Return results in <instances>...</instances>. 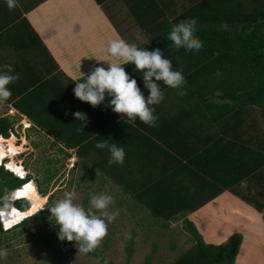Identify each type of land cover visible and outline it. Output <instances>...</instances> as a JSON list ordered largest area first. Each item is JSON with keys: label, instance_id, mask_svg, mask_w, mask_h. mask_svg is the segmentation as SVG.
I'll use <instances>...</instances> for the list:
<instances>
[{"label": "trees", "instance_id": "obj_1", "mask_svg": "<svg viewBox=\"0 0 264 264\" xmlns=\"http://www.w3.org/2000/svg\"><path fill=\"white\" fill-rule=\"evenodd\" d=\"M95 1L101 4L105 0ZM125 2L133 5L142 29L147 31L155 22L160 26L161 36L150 50L159 48L163 53L167 49L165 56L172 61L175 69L187 74L188 82L189 79L197 81L202 78L201 75L206 72H201L202 69L207 70L208 67L211 77L206 87L212 86V88L210 87L206 94H201L195 89L191 91L193 100L206 105L207 114H212L208 110V105L218 103L215 100V93L218 90L221 92L219 98L229 99L241 110L249 105L264 106V0H189L190 3L187 4L189 7H184L179 16L171 21L165 16L156 0H125ZM147 2L151 4L149 9L152 6L156 9L158 17L146 11ZM166 2L169 5L174 4L173 0ZM6 7L9 8L7 5ZM19 16H21L20 11ZM190 17L197 18L196 35L203 44L198 52L183 47L177 49L166 37L174 24ZM148 18L151 23L146 20ZM25 27L36 35L25 18L10 26L8 32L4 33L0 30V48L17 44L18 49L21 47L28 49L32 43L30 40L27 41L26 46H23L17 42L19 38L12 37L19 33L22 38L20 31ZM11 38L13 42L10 41ZM36 38L40 42V39ZM21 42L23 44L25 41L21 40ZM201 62L204 64L200 65ZM1 64L11 65L13 68L12 63L6 59L0 58V66ZM20 64L17 63L13 68L19 79L9 85L11 97L6 102L0 103V106L3 104L5 107V111L0 109V135L8 138L10 132L15 130V124L26 116L40 133L44 132L48 137L54 138L53 144H59L57 152L62 153L64 158L70 157L66 149H74L79 159L84 162L89 159L93 170H99L112 178L118 188L134 199L131 210L133 206L144 205L153 218L162 219L161 226L183 217L185 213L201 208L225 190H230L246 200L243 194L235 190V184L255 172L258 175L259 170L264 166L262 137L264 132L261 130L257 131L255 142L249 140L247 143L241 136L233 137L228 134L222 125L219 129L221 132L216 136H200L183 123H176L174 127L178 129L173 131L170 126H163L157 132L155 126L151 128V125L140 121L139 118L133 122L119 115L120 119L115 127L96 135L94 133L97 130L93 128L92 132L88 131V135H83L88 119L84 124L81 121L76 122L72 114L59 112L57 107L48 104L52 102L51 99L54 100L51 98V91L46 92V95L43 92L45 89L53 88L54 91L56 89L66 93L75 88L76 82L86 79V75L80 81L69 80L71 87L68 89L64 84H60L61 81L56 76L47 78L35 88V83L38 81L34 77L30 78L33 69L22 72V60ZM132 67H134L132 64L124 65L126 72ZM222 74L223 76L217 78V81L212 78ZM108 100L109 98L106 97L105 101ZM9 104L16 109L14 115L8 114L9 109L12 108ZM73 104L80 103L73 102ZM101 107L102 110L107 108L103 103ZM77 108L85 113L80 105ZM94 108L93 106L89 108L93 116L97 113ZM112 115L117 117L118 114L113 112ZM211 117L216 119L214 115ZM225 117L226 115L220 116L224 120ZM238 118L236 126L229 127V130H233L236 135L242 131L244 120L242 116ZM171 137L175 139L173 143H170ZM97 141H106L110 145L117 144L118 147H122L125 151L124 163L109 165L110 152L107 149L96 148ZM161 142L167 147L161 146ZM126 146H135V149L131 150ZM143 158L142 166L140 161ZM138 165L140 169L136 168ZM44 176L43 181L36 180V185L38 192L46 196L48 189L43 188L42 184L50 182L55 172L46 168ZM31 179L34 180L31 174L26 179H20L1 166L0 205L4 204L3 198L6 195ZM53 196V193L50 194L48 199L51 200ZM247 202L262 213L264 223V207L250 199ZM16 205L22 210H27L30 202L22 200ZM84 208L86 209L85 206ZM49 216L50 212L45 206L19 226L46 222ZM183 222L185 230L191 234L190 240L193 244L169 264H234L242 242L240 233H234L225 244L205 243L193 222L188 219ZM134 245L132 236L127 247V264L130 262ZM104 249L105 247L98 246L95 251L83 254L95 257L104 264L107 260ZM149 259L150 257H147L143 264H148ZM108 264H111L110 261Z\"/></svg>", "mask_w": 264, "mask_h": 264}, {"label": "crops", "instance_id": "obj_2", "mask_svg": "<svg viewBox=\"0 0 264 264\" xmlns=\"http://www.w3.org/2000/svg\"><path fill=\"white\" fill-rule=\"evenodd\" d=\"M166 1L168 0H156L170 21L174 17L179 16L181 10L184 7H189L187 4L190 3L189 0H173L174 4L169 5ZM6 5L8 6L7 0H0V26L2 27L0 30L4 33L8 32L10 26L21 22L25 18L36 35L30 33V30L26 29V27L21 29L22 38L19 33L12 35V37L19 38L17 42L23 46H26L27 41L30 40L32 42L30 47L28 49L25 47V50L20 46L21 49L19 48V50L17 44L14 46H3L0 48V58L12 63L13 68H15L17 63L20 64L22 60V72L33 69L30 78L34 77L38 81L35 83V88L39 87L40 83L47 78L56 76L61 81L60 84H64L68 89V87H71L69 86V80L80 81L83 76L90 74L97 66L102 65L107 68L108 63L123 64L122 61L116 60L107 52L108 42L112 39L120 38L129 44L134 43L139 48L150 50L161 36L160 26L156 22L147 31L142 29L137 20V12L134 10L133 5L127 4L125 0H105L101 4L95 0H18L17 5L11 9L7 8ZM146 5V11H150L152 15L158 17L156 9L153 6L149 9L151 6L149 2ZM19 11L21 12V16H19ZM149 18L146 20L151 23ZM36 37L40 39V42ZM21 40L25 42L22 44ZM10 41L13 42L14 40L11 38ZM166 52H168L167 49L164 50L163 54L165 55ZM15 53L18 55L16 60L14 59ZM84 61L86 62L83 63ZM202 64L204 62L200 63V65ZM173 68H175L174 64ZM203 71L206 72L204 73ZM201 72H203L202 78H199L197 81L189 79V82L187 81V74H183L186 82L180 89L168 87L163 81L158 82L164 93V98L159 104L152 106L155 109L154 115L157 117L154 129L158 132L163 126H170L172 128L171 131H173L174 129H178L174 127L176 123H183L187 128L190 127L192 132L199 133L200 136H216L221 132L219 129L222 125L231 136H241L243 141L247 143H249V140L255 142L257 131L261 130L264 132V106L249 105L241 110L229 99L223 100L219 98L221 92L218 90L215 93V100L218 103L216 105H208V110L212 113L209 116L205 112L207 110L206 105L193 100L191 97L192 89L199 91L201 94H206L210 87L212 88V86L206 87L211 77V74L208 73L210 72L208 67L207 70L202 69ZM127 73L131 78L137 80L141 91L147 96L148 90L144 88L142 73L136 72L134 67ZM222 76L223 74L215 75L212 78L217 81V78ZM181 90L184 94H180ZM48 91H51V98H54L48 104L57 107L59 112H64L67 115L72 114L74 117L73 114L75 112L82 111V109L77 107L80 105L83 108L88 119V123L85 125L87 129L84 126L83 135H88L93 128L97 130L94 135L105 132L107 129L116 126L118 119H120L119 115L121 118L123 117L121 114H118L117 117L112 115V109L106 101L103 104L107 108H103L104 110H102L101 104L96 106L94 110H97V113L93 116L90 112L92 106L87 102L81 103L75 97L73 90H68L65 93L56 89L54 91L51 88L45 89L43 94L46 95ZM73 102L80 104H73ZM9 106L14 108L10 104ZM187 108H189L188 112ZM213 115L216 119L211 117ZM221 115H226L225 120L220 118ZM238 116H242L244 120L242 131L236 135L233 133V130H229V127L233 128V126H236V121H239ZM23 117L26 118V116ZM201 117L205 119L202 120ZM76 122L80 121L76 120ZM152 127L153 125H151ZM262 137L264 141V134ZM174 140L171 137L170 143H173ZM160 144L167 147L165 144L162 145V142ZM128 148L134 150L135 146ZM71 150L76 152L74 149ZM89 151H91V148ZM71 161L74 160L71 159ZM143 161L144 158L140 161V165L142 166ZM85 163L90 164L91 161L88 159ZM136 168L140 169L141 167L138 165ZM96 171L100 173L99 170ZM102 177L107 180L111 179L114 185L117 186L112 178L105 174H102ZM235 190L243 194L246 200L230 190H225L201 208L188 213L189 217L187 216L188 218L186 217V219L192 220L191 222L197 220L195 227L205 243L223 244L234 233H240L242 235V242L234 264H250L249 256L253 255L254 250L261 257V261L262 252L259 244L261 241L264 243L262 213L249 204L247 200L250 199L264 207V166L261 167L258 175L255 172L243 178L240 183L235 184ZM118 191H122V189L118 188ZM210 204H213L215 209L205 210L206 206H211ZM200 209L203 213H197L201 211ZM212 214H215L214 217ZM144 219L146 218H142V220ZM154 220L160 219L154 218ZM143 224L148 226L147 222ZM143 224L139 225V227L142 228L144 235H149V228L151 227H146ZM172 225L174 223L170 221L163 226L173 229ZM183 230L185 233V226H183ZM133 234L140 235L139 232L134 230ZM186 249L188 247L180 251L178 255ZM252 264H256L255 261Z\"/></svg>", "mask_w": 264, "mask_h": 264}, {"label": "rangeland", "instance_id": "obj_3", "mask_svg": "<svg viewBox=\"0 0 264 264\" xmlns=\"http://www.w3.org/2000/svg\"><path fill=\"white\" fill-rule=\"evenodd\" d=\"M16 58L18 55L15 53L14 59L16 60ZM0 109L5 111L3 104ZM201 119L205 118L201 117ZM30 124L31 128L25 133H23L21 125L16 127L18 133H15V136H10V140L12 139L11 141L16 143L18 149L11 159L7 158V161L13 160L16 164L23 165L31 177H34L33 182L36 190L38 189L36 180L43 181L46 168L55 172V176L50 182L42 184L43 188L47 187L48 189L43 204V207L46 206L48 209L54 206L56 201L64 198L66 192H74V203L85 206L88 211L100 215L90 204L91 195L101 193L112 195L114 203L109 206L107 211L110 214H116V218L108 224L107 234L98 245L105 247V257L111 264H127V247L132 236L135 245L129 264H143L147 257H150L148 264H169L180 251L193 244L190 240L191 234L187 231L183 232L184 222L182 221L186 219L188 213L177 218L176 222L172 221L174 225H172L173 229H170L159 224L162 219L159 218L161 221H155L151 214H148L149 210L144 205L133 206L131 210V205L134 202L131 196L122 191L117 192L118 187L111 179L107 180L102 177L101 172L93 170L89 163L77 158L74 151L66 150V153H69L70 157L75 160L74 166L71 167L70 158H64L62 153L57 152L60 146L56 142L55 145L53 144L54 138L48 137L44 132L40 133L37 128H34L32 122ZM34 143L39 144L35 145ZM52 193L54 196L49 200L48 196ZM12 197L14 200L15 196ZM4 200L8 203L7 197ZM213 204L206 206L205 210L215 209ZM1 210L0 221L6 224L5 229H9L11 225H15L23 219L21 211H12L11 213V209L8 208H1ZM197 213H203V211ZM212 215L214 217L215 214ZM7 217L11 218L8 222ZM144 217L146 220H142ZM53 219V216H49L46 222L17 226L5 232L0 224V248L7 251V256L0 258V264H103L95 257L78 252L75 241L59 240L57 236L59 226L54 223ZM194 221L197 223V220ZM144 222H147V225L151 227L149 235H144L142 228L139 227ZM195 222L193 223L196 226ZM145 224L143 225L146 226ZM133 230L139 232L140 235H134ZM259 246L261 247L262 260L260 261L261 257L254 250L253 255L249 256L250 264L254 261L256 264L264 263V243L261 241Z\"/></svg>", "mask_w": 264, "mask_h": 264}, {"label": "clouds", "instance_id": "obj_4", "mask_svg": "<svg viewBox=\"0 0 264 264\" xmlns=\"http://www.w3.org/2000/svg\"><path fill=\"white\" fill-rule=\"evenodd\" d=\"M7 3L11 9L17 5L18 0H7ZM196 25L197 18L190 17L174 24L166 37L174 43L177 49L183 47L186 50L198 52L203 47V44L196 35ZM107 52L116 60L122 61L123 64L108 63L107 68L102 65L95 67L90 74L86 75V79L76 82V86L73 89L75 97L82 102L89 103L93 107L100 105L108 97V106L111 107L113 112L121 114L127 121L134 122L139 118L140 121L154 126L157 117L154 115L155 109L152 106L159 104L164 98V93L158 82L163 81L168 87L180 89L186 82L182 70L173 68L172 61L162 53L161 49L147 50L139 48L136 44H129L120 38L112 39L108 42ZM127 64L134 65V70L142 73L144 88L148 90L146 97L138 86L137 80L131 78L125 71L124 65ZM18 79L19 76L14 73L11 65L0 66V103L6 102L11 97L12 93L9 85L15 83ZM180 94H184L182 90ZM10 109L16 112L14 108ZM73 115L76 120L82 121L84 124L87 123L85 113L77 111ZM21 120H25V130H29L31 121L25 117H22ZM84 124L81 125L84 127ZM10 136L15 135L10 134ZM0 138L7 139V137L2 135H0ZM95 147L107 149L110 152L109 165H122L124 163L125 151L122 147H118L117 144L110 145L106 141H97ZM69 158L70 160L73 159V157ZM71 163L73 164L71 165ZM71 163L70 166L73 167L75 160L74 162L71 161ZM1 166L20 179H26L30 174L23 165H19V167L23 169L24 174H15L11 169L7 168V163H0ZM28 181L32 182L34 180ZM18 191V189H14L5 196L8 203L5 202V197L3 198L4 204L0 205V220L1 208H11V211L18 212L22 210L16 203L28 199L23 197L12 200V196L17 194ZM37 193H39L38 189ZM74 197V192H66L64 198L56 201L54 206L48 210L50 216L54 217V223L59 226L58 239L69 242L75 241L78 252L88 254L95 251L107 234L108 224L116 218V214H110L107 211L109 206L114 203V197L105 193L91 195L90 204L100 215L74 203ZM29 217L15 225H11L9 229H5L6 224L3 222L0 221V224L4 232L10 231L21 225ZM6 256L7 251L0 248V258ZM104 264H108V261L105 260Z\"/></svg>", "mask_w": 264, "mask_h": 264}, {"label": "bare ground", "instance_id": "obj_5", "mask_svg": "<svg viewBox=\"0 0 264 264\" xmlns=\"http://www.w3.org/2000/svg\"><path fill=\"white\" fill-rule=\"evenodd\" d=\"M12 140V139H11ZM10 138L3 139L0 138V163H7V168L11 169L16 174H24L21 167H19L18 164H16L13 160H6L7 158H12L15 153H17L16 143L14 144ZM7 143V145H5ZM20 147V146H19ZM24 149V148H23ZM20 152V150H19ZM19 191L17 194H14L15 198H26L30 202V206L27 210L21 211V214L23 216V219L26 217H29L30 215L34 214L35 212L41 210L43 208V204L45 202L44 195H40L37 193L36 187L34 185V182L27 181L26 183L22 184L19 188H17ZM14 198V200H16ZM11 209V208H10ZM19 211V212H20ZM12 213V211H11ZM10 214V210L8 213V216ZM22 219V220H23ZM7 222L11 220V218L7 217ZM21 220V221H22Z\"/></svg>", "mask_w": 264, "mask_h": 264}, {"label": "built area", "instance_id": "obj_6", "mask_svg": "<svg viewBox=\"0 0 264 264\" xmlns=\"http://www.w3.org/2000/svg\"><path fill=\"white\" fill-rule=\"evenodd\" d=\"M8 114H9V115H14L15 112H14L13 109H10V110L8 111ZM16 124H18V125H16ZM16 124H15V126H14V127H15V130L11 131L10 134H11V135H15V133H18V130H17L16 127L21 126V125H22L21 129H22L23 133H25V131H26V130H25V128H26L25 120H20V121L17 122ZM71 164H73V163H71Z\"/></svg>", "mask_w": 264, "mask_h": 264}]
</instances>
